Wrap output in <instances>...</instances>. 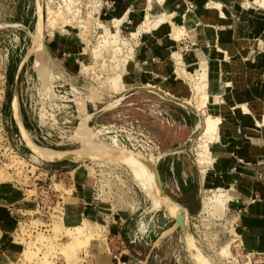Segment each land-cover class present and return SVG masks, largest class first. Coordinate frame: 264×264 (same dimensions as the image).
<instances>
[{
	"label": "rangeland",
	"instance_id": "obj_1",
	"mask_svg": "<svg viewBox=\"0 0 264 264\" xmlns=\"http://www.w3.org/2000/svg\"><path fill=\"white\" fill-rule=\"evenodd\" d=\"M124 1L17 0L0 7V146L5 149L11 140L4 132L8 126L21 144L16 143L28 149L26 161H20V157L14 155L0 161V179H12L6 169L16 163L13 166L20 164L17 174L25 179L29 175L35 176L38 168H50L53 177L45 183L65 193L64 201L69 200L67 195L76 187L73 184L87 189L98 187V193H105L106 201L115 208L127 207L133 211L130 226L135 223L144 231L140 242L137 241L141 253L135 255L138 260H145L148 255L146 264H264V253L249 254L235 242L238 236L234 216L228 219L225 215L227 206L233 203L232 193H237L232 190L233 183L220 180L227 198L224 192L218 193L214 188L219 181L208 187L202 185L201 168L207 163L213 166L215 159L210 150L201 146L197 127L193 132L180 130L179 123L173 122V116L180 112L178 108H174L172 118L163 111L161 115L148 113V108L172 107L167 98H173L158 91L157 85L140 86V91L139 86L134 87L140 78L154 79L156 83L162 81L158 75L148 73L152 70H140L137 66L128 69V63L133 56L134 62L140 57L132 51L144 40L143 36H150L146 45L153 42L151 28L166 32L172 28L163 17L153 24L146 18L140 25L139 15L148 13L150 20H155L157 13H165L167 9L157 6L156 0L150 3L147 0ZM236 2L243 12L250 9L264 12L253 0ZM186 4L188 12L200 8L193 1H186ZM119 5L123 8L121 14L117 12ZM119 16L121 21L116 19ZM175 18L169 19L176 21ZM110 19L116 22L112 28L115 34L102 24ZM177 24L184 27L183 31L181 29L175 38L167 34L162 43L157 44L166 52L158 55L159 59L168 58L167 61L173 63L172 83L175 86L181 84L174 100L191 105L193 110L198 109L199 120L196 122L200 123L206 116V108L198 105L195 99L193 85L199 79H192L199 68L194 56V48L198 46L188 31L192 26L187 21ZM178 54L180 57L176 59ZM115 73L122 74L123 82L114 84L118 79ZM54 79L55 83L63 85L54 101L38 100L43 92L48 99L53 97ZM133 90L137 91L135 95L123 97ZM185 90L190 93L189 97L184 96L188 100L181 97ZM100 108L98 116L91 115ZM67 116L74 120V125L73 122L61 123ZM14 117L20 132L13 128L16 125ZM39 125H46L43 131H48L55 143L62 140L61 145L45 147L48 145ZM100 125L113 126L100 129ZM124 127L126 130L152 131L161 142L153 134L150 136L154 139L148 137L145 141H154L160 151L150 149L144 153L125 147L114 138L110 142V137H117L124 142L129 138L128 146L137 144L131 135L122 131ZM22 165L24 167L20 168ZM214 177L215 180L218 177L216 170ZM131 193L136 195L128 198ZM175 193H183L179 203L186 193L197 195L198 200L202 198V213L188 217L187 211L170 198H174ZM241 193L246 192L242 190ZM228 195L231 196L228 198ZM249 201L248 197H242L239 203L246 208ZM80 225L84 227L79 228ZM53 228V252L61 253L67 264H77L78 251L90 247L101 237L110 236L109 233L102 234L100 221L92 222L86 218L80 219L79 223L54 221ZM35 255L30 246L23 251L26 261Z\"/></svg>",
	"mask_w": 264,
	"mask_h": 264
},
{
	"label": "crops",
	"instance_id": "obj_2",
	"mask_svg": "<svg viewBox=\"0 0 264 264\" xmlns=\"http://www.w3.org/2000/svg\"><path fill=\"white\" fill-rule=\"evenodd\" d=\"M16 1L0 0V7L10 3L13 4ZM186 1H193L200 8L188 12ZM147 2L150 3L151 1L147 0ZM253 2L264 9L256 0H253ZM156 4L157 6H165L167 11L165 13H157L159 15L155 20H150L148 13L140 14L139 16L142 19L139 22L140 25L146 21V18L153 24L163 17L171 24L172 28L167 32L151 28L153 42L151 45H146L150 36H143L144 40L135 45L132 51L133 55L139 53L140 57L134 62L135 57L132 55V60L128 63V69L131 66H137L136 68L140 70H152L148 73L158 75L162 81L156 83L154 79L150 80L149 78L150 82L155 86L157 85L156 89L158 91L173 98H167L173 108L162 105L156 110L148 108V113L152 111L161 115V111H163L170 114L171 117L175 112L174 108H178L180 111L179 117L177 114L174 115L173 122L175 124L179 123L180 130L183 128L193 132L199 122H196V120H199V110L196 108L193 110L191 105L189 107L174 100L181 84L178 83L175 86L172 83L173 63L167 61L168 58L159 59L158 54L166 52V50L165 48L162 50L157 46V44L162 43V39L167 34H171L175 38L178 35L177 27L180 28L179 30H183L184 27L179 26L177 22L187 21L192 26L188 30L190 37L195 39L194 42L198 46L194 48V56L199 63V68L195 75L206 73L208 92L216 93L219 99L227 104L228 98L224 87L225 80L222 76L224 73L227 79H231V81L232 73H234L237 80H239V88L248 91V97L252 103L251 117L247 114L238 113L236 110L230 109L229 106L227 111L219 107L217 115L221 119L219 129L223 127L227 129V132L223 134L222 139L211 142L210 149L212 156L215 158L216 175L219 177L217 178L233 183L237 192L232 193L233 203H231L230 207L227 206V212L225 213L228 219L232 215L234 216L233 222L238 236L237 241L249 254L264 253V131L262 127L257 125L258 117L264 115V93L261 92L264 85V12H255L252 9L248 12H243L236 0H156ZM231 6H234L233 9L230 8ZM122 10V5H119L117 7L118 14H121ZM186 11L188 12L187 17ZM242 15L247 17L242 18ZM119 17L116 19L121 21V16ZM174 17H176V21L169 19ZM112 19L102 24L106 28H113L115 26L110 24ZM15 24L21 25L20 23ZM210 27L213 29H210ZM137 46L140 48L135 49ZM215 46H217L218 50H223L227 56L226 62L219 55L218 57L213 56ZM135 50L136 52H134ZM167 52L169 53L170 50H167ZM217 54L220 53L218 52ZM217 67L219 77L215 75ZM17 72H20L18 68ZM143 76L145 77V75ZM139 80L134 87L148 86L145 83L147 79L140 78ZM160 86H163L165 90H161ZM140 90H142L141 87L138 91ZM136 92L134 90L130 91L128 95L123 97L129 98L135 95ZM181 94V97H184L182 92ZM94 108L95 105L93 106ZM100 110L101 108L95 109L91 115L96 114L98 116ZM227 112L228 115H226ZM138 115L142 116L141 114ZM227 120L229 121L228 125L224 127V122ZM162 122L164 123V121ZM15 123L16 125L13 128H18L17 130L20 132L16 120ZM145 128L143 127V129ZM4 132L9 137L7 138L11 140L8 141V146L5 147L7 150L2 153L0 161L5 157L8 158L9 155L20 157V161H24L28 149L24 145L20 146L16 143L19 141H17L15 132L11 127L5 126ZM144 133L154 139L150 136L153 134L152 131L145 129ZM153 136L155 135L153 134ZM155 137L158 142H161L157 135ZM19 144L21 143L19 142ZM222 159L223 162H221ZM15 164L8 166L6 169L13 176L11 177L12 179H0V264H67V259L61 253L53 252L55 245L51 239L55 233L53 222L64 220L66 223H79L80 219L84 218L92 222L100 221L102 234L108 235L109 233L110 236H107L108 238L101 237L97 239L99 241H95L90 247L84 248L83 251H78L79 259L77 264L147 263L148 255L145 260H138L135 255H140L141 253L137 249V243L142 239L144 231H141L135 223L130 226L133 214L131 209H127V207L115 208L111 202L106 201L105 194L102 195L104 197H96V188H98L96 186L87 189L75 184L73 186L76 187H74L70 195H67L66 198L69 200L66 201L63 200L66 196L65 193L51 189L54 190L55 197L62 199L60 201L61 205L53 208L56 211L50 213L39 209V201L36 199V195L39 192L36 186V179L42 178L45 179V182L46 180L51 181L53 177L50 173L51 169L38 168L35 176L29 175L25 179L17 174L16 170L20 164L16 165L17 167L13 166ZM22 167L24 166L22 165L20 168ZM242 183L249 184L250 187H245ZM242 190L246 193H241ZM181 194L183 193H175L174 198L167 196L183 207L187 211L188 217L202 213V198L198 200L197 195L186 193L179 203ZM135 195V193H131L128 198H133ZM242 197L251 199V201L246 203L247 209L241 207L242 203H239ZM47 200L44 203V207L48 206L49 201L52 202L49 199ZM28 246L33 252H36V255L30 261H26L23 258V251Z\"/></svg>",
	"mask_w": 264,
	"mask_h": 264
},
{
	"label": "bare ground",
	"instance_id": "obj_3",
	"mask_svg": "<svg viewBox=\"0 0 264 264\" xmlns=\"http://www.w3.org/2000/svg\"><path fill=\"white\" fill-rule=\"evenodd\" d=\"M149 1H152V0H149ZM158 1V0H157ZM160 1V0H159ZM262 7H264V0H256ZM179 9V8H178ZM178 17V16H177ZM184 18V17H183ZM186 18V17H185ZM194 20V19H193ZM116 23V22H115ZM114 21L112 20L110 22V24H115ZM111 31H113V29L111 27L107 28ZM162 29V28H161ZM210 29H213L212 27H210ZM163 30V29H162ZM161 30V31H162ZM180 30L177 29V34L179 33ZM183 31V30H181ZM107 34V33H106ZM113 34L114 31H113ZM182 34V33H181ZM108 36V34H107ZM111 36V35H109ZM221 36V35H220ZM113 40V39H112ZM111 41V40H110ZM113 42V41H112ZM225 51V50H224ZM220 53V54H217V53ZM179 55V54H178ZM176 56V59H178L180 57L179 56ZM218 55L221 57V58H224V61L226 62V55L225 53L220 50H218L217 46H215V50H213V56L215 57H218ZM175 59V60H176ZM169 66V65H168ZM171 66V65H170ZM214 66V65H213ZM227 69V67H226ZM225 69V71H226ZM182 71V68L181 70ZM118 73V72H117ZM115 73L117 76V79L116 81H114V84L115 82L118 84V81H121V78H122V74H117ZM114 74V73H113ZM214 74V73H213ZM215 75L216 77H219V73H218V67L215 71ZM223 78H224V87H225V91H226V94H227V98H228V102L227 104L224 103L221 99H219L218 95L215 94H212L210 92H208V89L206 87L207 83H206V79L204 78L205 77V72L203 73H200L198 75H195L192 79H194L195 81H198L195 82V84L193 85V88L195 90V93H196V100L198 102V105H205V108H206V116L205 118L201 119V122L198 123L197 125V129L199 130V134H198V138L200 139V143L202 144L201 146L205 149L206 147V150L208 149V151L210 149V144L211 142H213L214 140H218V139H222L223 138V134L225 132H227L226 130L227 129H224L222 127V129L220 128L219 129V125L221 123V119L218 115V108L221 107L222 110H228V106L230 107V109H234L236 110L238 113H243V114H247L249 115V117H251V114H252V103L248 97V91L247 90H243V89H240L239 88V80H237V78L235 77L234 73H232V81L231 79H227L225 73L222 75ZM114 79V77L112 78ZM147 79V77L145 78ZM123 82V81H121ZM145 83H147L148 86L152 87L154 86L152 84V82L150 81H146ZM194 83V82H193ZM216 83V82H215ZM116 84V85H117ZM261 85V84H260ZM263 85V84H262ZM122 86V83L121 85ZM119 86V87H120ZM52 87V86H51ZM41 90H43V83H41ZM161 90H165V88L163 86H160L159 87ZM259 88V87H258ZM261 88V87H260ZM216 91V90H215ZM218 91V90H217ZM261 92L264 93V85L262 86V89H261ZM218 93V92H217ZM183 95L186 96V97H189L190 96V93L189 91L185 90V92H183ZM194 96V94H192ZM44 92L43 94L40 96H38V100H48V102L51 100V101H54V98H55V95H54V92H53V97L51 99H48L46 96L44 97ZM185 100H188L185 98ZM260 104V103H259ZM254 109V108H253ZM229 112V111H228ZM228 112L226 113V115H228ZM243 119V118H242ZM241 119V120H242ZM228 120L224 122V127L226 125H228ZM257 125L262 127L263 131H264V115H262L261 117H258L257 119ZM46 125H39V128H40V131L41 133L43 134L44 138H45V141L47 143L48 146H45V147H49V148H52L53 147H57V146H60L61 145V141H56V143L53 141V139L50 138L51 135H49L48 131H43L44 128H45ZM234 126V125H233ZM232 127V126H230ZM232 130V129H231ZM234 135V134H233ZM220 142V141H219ZM216 144V143H215ZM221 144V143H220ZM125 147H128L132 150H140L142 152H146V151H149L150 149L154 150V151H160V148L159 146L154 142V141H151V140H148V142L146 141H142L138 144H135V145H132V146H128V145H125ZM62 151V150H61ZM159 153V152H157ZM215 159V158H214ZM223 162V159L222 161ZM227 163V162H226ZM219 166V165H218ZM223 166V165H222ZM226 167V166H225ZM224 168V167H222ZM236 169V167H235ZM214 170H215V166L211 165L210 163L207 165H204V167L201 168V173H202V177H203V181H202V185L205 187H208L209 185L213 184L215 181H219L220 180L218 178H216L215 180V177H214ZM237 170V169H236ZM217 171V170H216ZM157 173V172H156ZM236 173V172H235ZM233 177V176H232ZM234 178V177H233ZM236 179V178H235ZM239 179V178H238ZM217 183L216 187H214L218 193H223L224 191L223 188H224V184L222 182L220 183ZM228 183V182H227ZM234 184H232L233 186ZM211 188V187H210ZM239 188V187H238ZM161 189V188H160ZM212 189V188H211ZM235 189L234 186L232 188V190ZM163 192L164 190L161 189ZM228 190V189H227ZM229 192V191H228ZM165 193V192H164ZM167 195V194H166ZM220 195V194H218ZM224 195H225V192H224ZM221 196V195H220ZM223 196V195H222ZM226 196V195H225ZM231 195H228V198L230 197ZM218 197L216 196V199ZM227 198V196H226ZM222 199V197H221ZM220 199V200H221ZM169 200V199H168ZM224 200V199H223ZM222 200V201H223ZM230 200V199H229ZM170 202V201H169ZM224 205V204H223ZM89 223V222H88ZM91 223V222H90ZM88 225V224H87ZM90 225V224H89ZM83 226V225H82ZM82 226L80 225L79 228H82ZM180 228L183 230V227L181 225H179ZM72 227V226H71ZM84 227V226H83ZM74 229H76L74 227ZM77 230V229H76ZM68 231V229H67ZM78 231L81 232V230L78 229ZM76 231V233L78 232ZM85 231V229L83 230ZM74 233V232H73ZM71 233V234H73ZM80 234V233H78ZM82 234V232H81ZM84 234V233H83ZM70 235V233H69ZM68 236V235H67ZM82 236V235H81ZM87 237V236H86ZM88 238V237H87ZM77 239V238H76ZM80 239V238H79ZM87 241V240H86ZM88 244V243H87ZM88 246V245H86ZM225 255V254H224Z\"/></svg>",
	"mask_w": 264,
	"mask_h": 264
},
{
	"label": "built area",
	"instance_id": "obj_4",
	"mask_svg": "<svg viewBox=\"0 0 264 264\" xmlns=\"http://www.w3.org/2000/svg\"><path fill=\"white\" fill-rule=\"evenodd\" d=\"M55 81H56V79L53 80L54 95H56V93H58L60 91V87L63 86V85H58L57 83H55ZM74 105H76V104H74ZM34 109H36V105L35 104H34ZM76 111H77V106H76ZM71 116H72V114H71ZM72 122H73V125H74V120L70 119L68 116L61 121L62 124L72 123ZM69 126L70 125L67 124V127H69ZM109 126H113V125H100V129H107ZM64 127H65V125H64ZM67 130H69V129H67ZM122 131L125 132V133H128L129 135H131V137L133 138L134 141L137 142V144L142 142V141L147 140L148 137H149L147 134L144 133V131H141V130L136 131L133 128L126 130L125 127H124V129ZM113 138L121 145H123V144L127 145V141L130 140L129 138H127V141L125 140V142H124L122 140H118L117 137H110V142L113 141ZM149 139H151V138H149ZM129 143H130V141H129ZM130 145H132V143ZM6 150H7L6 148L5 149H1V146H0V159L2 158V153H4ZM44 182H45V179H42V178L36 179V186L39 189L38 191L40 192V193L39 192L37 193L36 199H37V201H39V209H43V210L49 211L51 213L53 211H56V210L53 209L54 207L56 208L57 206L61 205L60 201L62 199L58 198V197H55L54 190H51L53 188L51 187L50 183L49 184H45ZM43 183H44V185H43ZM98 190L99 189L96 188V192H97L96 193V197L97 196L101 197L103 194H105V193H98ZM47 199L51 200L52 202L49 201L48 202V206L44 207V203L46 201H48ZM235 242H236V244L238 246H240V244H239V242L237 240Z\"/></svg>",
	"mask_w": 264,
	"mask_h": 264
}]
</instances>
